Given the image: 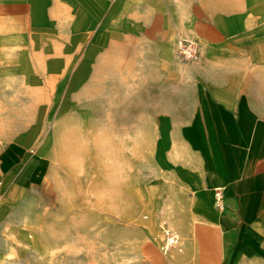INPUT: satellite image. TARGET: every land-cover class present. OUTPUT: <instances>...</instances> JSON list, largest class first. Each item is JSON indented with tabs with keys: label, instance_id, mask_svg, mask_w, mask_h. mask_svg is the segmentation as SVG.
Returning <instances> with one entry per match:
<instances>
[{
	"label": "rangeland",
	"instance_id": "374dc122",
	"mask_svg": "<svg viewBox=\"0 0 264 264\" xmlns=\"http://www.w3.org/2000/svg\"><path fill=\"white\" fill-rule=\"evenodd\" d=\"M179 38L241 59L183 58ZM258 62L264 0H0V150L41 154L10 175L18 157L0 158V264H264V224L258 250L230 242L236 225L185 182L181 132L205 74L248 88Z\"/></svg>",
	"mask_w": 264,
	"mask_h": 264
},
{
	"label": "crops",
	"instance_id": "0c3cea01",
	"mask_svg": "<svg viewBox=\"0 0 264 264\" xmlns=\"http://www.w3.org/2000/svg\"><path fill=\"white\" fill-rule=\"evenodd\" d=\"M200 45L198 58L202 59L206 53L209 61L223 63L227 59L230 64H237L241 59L237 55L228 56V52L236 49L225 43L210 42L205 49ZM233 60L235 62H231ZM258 63L253 64L258 69L257 82L248 88L247 83L241 84L239 77L226 69L205 74V87L198 93L200 104L196 116L181 128L183 140L193 150L198 168L190 169L185 182L192 191L202 193L216 204L213 193L220 189L219 209L224 216L223 221L220 220L222 231L224 227L228 230V224H235L230 242L241 238L242 247L251 246L257 250L259 238L252 231L253 226L264 224V65ZM15 145L0 150V158L17 156L18 160L13 163L19 161L3 175L20 170L28 157H41L36 147L29 149L20 142ZM21 184L22 179H17L16 185L21 187ZM240 225H247L245 233L235 235ZM217 231L209 236L217 235ZM153 262L173 264L165 252L156 254V259L154 255Z\"/></svg>",
	"mask_w": 264,
	"mask_h": 264
},
{
	"label": "built area",
	"instance_id": "2783aa9c",
	"mask_svg": "<svg viewBox=\"0 0 264 264\" xmlns=\"http://www.w3.org/2000/svg\"><path fill=\"white\" fill-rule=\"evenodd\" d=\"M178 53L183 58H198L201 52L200 42L196 39L179 38L177 40ZM215 197L218 205H221L222 194L221 190L215 191ZM167 245L177 247L178 250L182 248L179 245L178 235L174 232H167ZM169 247V246H168Z\"/></svg>",
	"mask_w": 264,
	"mask_h": 264
},
{
	"label": "bare ground",
	"instance_id": "6f19581e",
	"mask_svg": "<svg viewBox=\"0 0 264 264\" xmlns=\"http://www.w3.org/2000/svg\"><path fill=\"white\" fill-rule=\"evenodd\" d=\"M107 117H109L110 120H112L114 123H122V122L125 123V121L127 120V115L126 114L117 113L114 110H111Z\"/></svg>",
	"mask_w": 264,
	"mask_h": 264
}]
</instances>
